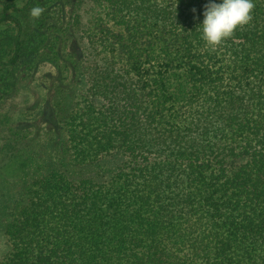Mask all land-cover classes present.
Returning a JSON list of instances; mask_svg holds the SVG:
<instances>
[{
    "label": "trees",
    "instance_id": "obj_1",
    "mask_svg": "<svg viewBox=\"0 0 264 264\" xmlns=\"http://www.w3.org/2000/svg\"><path fill=\"white\" fill-rule=\"evenodd\" d=\"M32 2L0 0V68L21 58ZM207 2L79 1L86 87L61 166L22 185L0 264H264V0L214 48Z\"/></svg>",
    "mask_w": 264,
    "mask_h": 264
},
{
    "label": "rangeland",
    "instance_id": "obj_2",
    "mask_svg": "<svg viewBox=\"0 0 264 264\" xmlns=\"http://www.w3.org/2000/svg\"><path fill=\"white\" fill-rule=\"evenodd\" d=\"M79 1L33 0L20 12L25 31L21 58L0 68V251L7 246L3 225L24 182L37 169L61 166L62 116L86 87L89 36L75 17L87 6ZM34 8L40 10L36 16ZM10 28L0 27V57L9 51ZM101 162L112 165L109 155ZM68 167L80 176L94 173L93 165Z\"/></svg>",
    "mask_w": 264,
    "mask_h": 264
},
{
    "label": "clouds",
    "instance_id": "obj_3",
    "mask_svg": "<svg viewBox=\"0 0 264 264\" xmlns=\"http://www.w3.org/2000/svg\"><path fill=\"white\" fill-rule=\"evenodd\" d=\"M252 0H208L202 12L203 20L199 23L204 41L213 48L225 38L230 37L237 26L250 20ZM39 9H32L36 16Z\"/></svg>",
    "mask_w": 264,
    "mask_h": 264
}]
</instances>
